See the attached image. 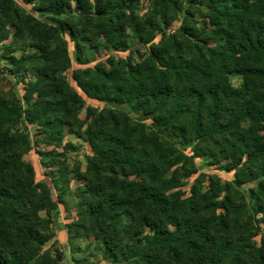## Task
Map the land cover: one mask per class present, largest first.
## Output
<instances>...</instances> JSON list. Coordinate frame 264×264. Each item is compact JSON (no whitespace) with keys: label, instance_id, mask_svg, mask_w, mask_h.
I'll return each mask as SVG.
<instances>
[{"label":"trees","instance_id":"trees-1","mask_svg":"<svg viewBox=\"0 0 264 264\" xmlns=\"http://www.w3.org/2000/svg\"><path fill=\"white\" fill-rule=\"evenodd\" d=\"M19 1L49 22L0 0V264H61V213L107 264H264V0Z\"/></svg>","mask_w":264,"mask_h":264},{"label":"rangeland","instance_id":"rangeland-1","mask_svg":"<svg viewBox=\"0 0 264 264\" xmlns=\"http://www.w3.org/2000/svg\"><path fill=\"white\" fill-rule=\"evenodd\" d=\"M18 2L22 4L19 0ZM22 6L31 14H34L37 18L43 20V21H48L49 18L46 15L35 13L34 11L31 10L30 6L22 4ZM143 8L141 9V12H143ZM202 11L205 12V8H202ZM175 27H178V23L174 25ZM174 29V28H173ZM140 51V52H138ZM1 53V50H0ZM146 53V50L134 43L131 45V52H118V53H110V52H101L97 54L96 59L97 60H103L107 58L110 55H113L117 60L127 58L129 56H132L135 62H138L140 59V55H144ZM1 69H5V66L3 62H1ZM8 79L13 85L17 84V92L19 97H22V90L24 89L23 85L19 82L20 80L17 77H11L6 73ZM29 79H33L32 76H29ZM73 83V82H72ZM88 105L96 106L99 109L103 108L105 106V102L101 99L98 98L97 101H92L88 100L87 101ZM123 108L127 109L126 106H123ZM82 117H84V113L82 114ZM140 118V117H136ZM150 122V121H147ZM158 129V128H157ZM160 131L164 136L168 138H172L171 134L166 131L158 130ZM27 139L29 142V145L31 147V153L29 155V158L32 160V162L35 164L36 167V172H37V178L39 180L44 178L45 173H48L49 170L44 165V160L42 157L39 155V152H48L50 151L53 147H48L43 144V142L40 141L38 138L37 132L35 128L28 126L27 131H26ZM72 144L73 148H69L67 150V156L70 160H77L80 162H84L86 157L89 156L92 151L89 148L88 145L84 144L81 140H79L76 137H72L69 135H66L64 139V144ZM62 149V148H61ZM60 149V150H61ZM47 161V160H46ZM45 161V163H46ZM197 165L199 168V171L201 173H210V174H218L222 178L231 180L233 179V176L231 173H227L223 167L217 168V167H212L210 166L209 162L203 161V160H197ZM192 182V180H190ZM72 187H76V183L73 182L71 183ZM185 190L188 192L189 191V186L185 188ZM60 220L64 218V215L62 214L61 217H59ZM58 218V220H59ZM58 220L56 222V235H57V240L59 242V248L61 251H63L65 258L62 261L61 264H107L108 261L104 256L97 255L94 257L89 256L88 251L85 250V245L87 244L86 240H82L78 243L72 244L69 241V237L66 231V228L63 223H58ZM258 239V237H257ZM50 244L46 246L48 248Z\"/></svg>","mask_w":264,"mask_h":264},{"label":"crops","instance_id":"crops-1","mask_svg":"<svg viewBox=\"0 0 264 264\" xmlns=\"http://www.w3.org/2000/svg\"><path fill=\"white\" fill-rule=\"evenodd\" d=\"M72 137H74V136H72ZM62 216V213L59 215V217H61ZM58 223H63L64 224V226H65V220H64V218L62 219V220H60V218H59V220H58ZM66 228V227H65ZM67 231V230H66Z\"/></svg>","mask_w":264,"mask_h":264},{"label":"built area","instance_id":"built-area-1","mask_svg":"<svg viewBox=\"0 0 264 264\" xmlns=\"http://www.w3.org/2000/svg\"><path fill=\"white\" fill-rule=\"evenodd\" d=\"M173 28H174V29H173ZM174 30H175V27H171V28L169 29V31H171V32H173ZM24 92H25V90L23 89V90H22V92H21V93H22V95H21V96H23V95H24Z\"/></svg>","mask_w":264,"mask_h":264}]
</instances>
